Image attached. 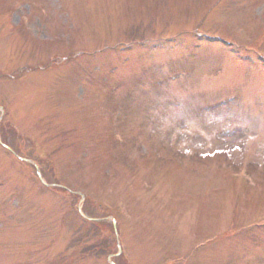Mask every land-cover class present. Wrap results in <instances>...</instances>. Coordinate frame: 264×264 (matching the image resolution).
Listing matches in <instances>:
<instances>
[{"label":"rangeland","instance_id":"obj_1","mask_svg":"<svg viewBox=\"0 0 264 264\" xmlns=\"http://www.w3.org/2000/svg\"><path fill=\"white\" fill-rule=\"evenodd\" d=\"M262 34L264 0H0V264H264Z\"/></svg>","mask_w":264,"mask_h":264}]
</instances>
